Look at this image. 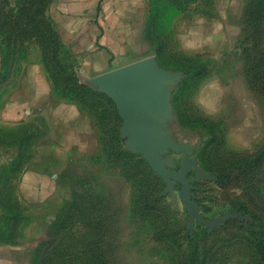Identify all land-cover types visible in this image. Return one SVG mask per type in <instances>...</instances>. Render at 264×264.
<instances>
[{
    "label": "rangeland",
    "instance_id": "1",
    "mask_svg": "<svg viewBox=\"0 0 264 264\" xmlns=\"http://www.w3.org/2000/svg\"><path fill=\"white\" fill-rule=\"evenodd\" d=\"M218 2L147 0V48L127 58L172 76L156 86L163 95L162 117L146 112L158 137L182 146L161 147L160 167L176 172L195 160L182 177L190 181L185 198L203 223L180 199L182 183L152 169L134 128H123L114 99L92 83L93 73L81 70V55L52 20V0H0L4 62L15 72L22 62L43 63L57 96L82 106L101 143L95 151L92 135L85 155L74 152L65 165L46 166L45 189L26 196L14 180L26 164L42 168L54 135L43 124H36L34 134L0 135L4 255L18 256V264H264V134L253 153L225 146L224 134L196 98L206 62L181 52L175 39L184 51L194 48L173 35L180 18L217 16ZM233 10L252 44L264 0H245ZM250 59L252 65L256 58ZM259 65L256 89L264 94V59ZM85 129L92 134L88 124Z\"/></svg>",
    "mask_w": 264,
    "mask_h": 264
},
{
    "label": "crops",
    "instance_id": "2",
    "mask_svg": "<svg viewBox=\"0 0 264 264\" xmlns=\"http://www.w3.org/2000/svg\"><path fill=\"white\" fill-rule=\"evenodd\" d=\"M219 1L217 16L180 18L173 35L186 37L184 45L194 48L184 51L175 39L181 52L206 62L196 98L224 134L225 146L241 153H253L262 145L264 134V94L256 89L261 83L255 78L257 66L261 69L259 64L264 59V12L259 35L251 44L242 17L233 10L245 0ZM146 3L147 0H52L50 10L65 39L81 55V70L97 76L125 69L132 65L129 56L144 53ZM191 41L195 43H188ZM251 54L252 60L256 58L252 65L248 62ZM134 61L135 58L131 63ZM15 70L4 62L0 46V135L34 134L36 124H43L55 138L53 148L50 142L44 148L42 168L26 164L14 180L24 195L31 196L35 190L39 194L45 189L46 166L65 165L74 152L85 155L84 145L92 141V135L95 151L98 152L101 143L92 118L82 106L57 96L43 63L22 62ZM162 102L163 95L160 105L153 109L145 103L139 108L149 118L150 114L162 117ZM71 105L73 109L69 108ZM87 124L92 134L86 132ZM1 149L2 142L0 152ZM18 263V256L4 255L0 250V264Z\"/></svg>",
    "mask_w": 264,
    "mask_h": 264
},
{
    "label": "water",
    "instance_id": "3",
    "mask_svg": "<svg viewBox=\"0 0 264 264\" xmlns=\"http://www.w3.org/2000/svg\"><path fill=\"white\" fill-rule=\"evenodd\" d=\"M150 65L146 62L140 65L133 64L125 69H114L94 76L91 81L114 99L118 113L123 119V128L125 130L131 126L134 128L133 137L138 143L139 150L144 149L145 157L149 159L152 169L165 180L171 178L182 183L180 199L191 207L193 217H197L205 223L197 215L194 203L185 198L190 181L182 177V174L191 171L192 165L196 166L195 160L188 161V167H182L176 172H170L160 167L159 152L161 147L170 146L179 150L182 146H176L165 138L158 137L153 122L139 108L142 103L151 109L160 105L162 93L156 91V85L164 79L172 78L163 69Z\"/></svg>",
    "mask_w": 264,
    "mask_h": 264
},
{
    "label": "trees",
    "instance_id": "4",
    "mask_svg": "<svg viewBox=\"0 0 264 264\" xmlns=\"http://www.w3.org/2000/svg\"><path fill=\"white\" fill-rule=\"evenodd\" d=\"M262 15H263V10H262ZM261 18H262V16L258 19V24L256 25V28H257V29H255L254 32H253V33L255 34L254 37H256L257 35H259V25H260V20H261ZM244 25H245V24H244ZM245 30H246V29H245ZM254 37H253V38H254Z\"/></svg>",
    "mask_w": 264,
    "mask_h": 264
}]
</instances>
